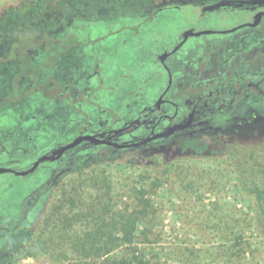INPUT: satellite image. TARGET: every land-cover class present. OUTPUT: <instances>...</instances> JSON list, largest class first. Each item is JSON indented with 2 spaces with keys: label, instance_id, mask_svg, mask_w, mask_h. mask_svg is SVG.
<instances>
[{
  "label": "flooded vegetation",
  "instance_id": "1",
  "mask_svg": "<svg viewBox=\"0 0 264 264\" xmlns=\"http://www.w3.org/2000/svg\"><path fill=\"white\" fill-rule=\"evenodd\" d=\"M199 4L198 23L240 13L250 21L229 29L190 26L173 44L158 43L153 23L166 5L96 38L88 32L77 38L65 27L57 32L62 37L31 38L40 44L35 53L12 48L27 38H0V168L37 176L17 217L0 222V235L28 230L27 213L61 187L68 172L93 158L103 160L98 149L108 159L115 149L175 142L180 153L185 140L211 149L205 136H264V0ZM206 34L218 35L189 39ZM106 36L118 41L105 43ZM116 46L127 56L140 49L150 61L151 78L136 77L134 89L123 91L115 105L105 100L120 94L119 82L108 78L113 66L105 64V54Z\"/></svg>",
  "mask_w": 264,
  "mask_h": 264
},
{
  "label": "rangeland",
  "instance_id": "2",
  "mask_svg": "<svg viewBox=\"0 0 264 264\" xmlns=\"http://www.w3.org/2000/svg\"><path fill=\"white\" fill-rule=\"evenodd\" d=\"M213 1L154 0L148 11L166 5L169 8L156 16L153 41L173 44L190 26L229 29L250 21L248 14L240 13L217 21L206 17L198 23L199 3ZM26 3L27 0H0V14ZM132 22L131 17L73 21L64 32L74 33L77 38L88 32L96 38L112 27ZM61 35L59 32L49 37ZM217 35H191L189 39ZM109 39L106 36L102 41H118ZM31 42L32 39H25L12 48L15 52L35 53L40 44ZM129 51L127 56L116 46L109 56L105 54L109 58L105 64L113 66L108 78L119 82L120 91L105 100L111 99L115 105L124 98L123 91L134 89L132 81L136 77L141 75V81L151 78L150 61L143 52ZM10 56L15 59L16 55ZM122 74L126 76L123 78ZM4 122L8 124L9 120ZM257 134L225 136V140L222 136H205L219 155L209 151L196 155L178 153L175 142L115 149L108 159L98 149L103 160L68 172L61 187L52 189L27 213L23 224L34 234L13 264H110L135 257H142L143 264H264V239L253 225V200L239 189V169L233 166L238 160H231L236 148L241 152L239 158L254 150L255 160L263 159L264 136ZM223 158L232 162H222ZM36 183L37 176L0 173V222L17 217L24 196ZM134 217L135 237L129 243L122 237L124 227ZM9 237L0 235V256L8 250Z\"/></svg>",
  "mask_w": 264,
  "mask_h": 264
},
{
  "label": "trees",
  "instance_id": "3",
  "mask_svg": "<svg viewBox=\"0 0 264 264\" xmlns=\"http://www.w3.org/2000/svg\"><path fill=\"white\" fill-rule=\"evenodd\" d=\"M154 0H27V3L14 8L9 7L0 14V38H40L56 34L63 27L73 21L88 20H112L121 17H132L143 14ZM181 152H189L193 155L209 151L218 154L219 151L208 149L205 144L196 140H185L181 144ZM232 159L236 170L239 169V189L247 193L253 200L254 215L253 225L258 234L264 239V155L263 159L255 160L257 152L254 150L246 153L247 157L239 158L240 150L235 149ZM222 157V156H221ZM222 159V162H232ZM93 162L99 158H93ZM91 161V162H92ZM239 162V163H238ZM235 163H238L236 166ZM88 165V164H86ZM86 165H80L74 170L83 169ZM137 217V216H136ZM131 218L130 224L124 227L123 239L132 242L135 235L133 228L135 218ZM33 229L13 233L8 240V250L0 256V264H13L14 259L29 245ZM142 257L124 258L114 260L110 264H143ZM148 264V263H145Z\"/></svg>",
  "mask_w": 264,
  "mask_h": 264
},
{
  "label": "water",
  "instance_id": "4",
  "mask_svg": "<svg viewBox=\"0 0 264 264\" xmlns=\"http://www.w3.org/2000/svg\"><path fill=\"white\" fill-rule=\"evenodd\" d=\"M202 32H207V31H202ZM202 32H198V33H202ZM188 33H190V30L187 31L186 35H188ZM88 137H93V136H88ZM79 141H80V140H77V141H75V142H73V143H70V144H68L67 146H65V148H67V147H71V146L75 145L76 143H78ZM142 143H143V142H142ZM120 146H124V145H120ZM44 159H46L45 156L41 157V158L37 161V163L40 162V161H42V160H44ZM36 165H37V164H35V165H34L32 168H30L29 170H27V171H25V172H21V173H22V174H26V173L32 171V170L35 168ZM6 171H9V169H7V168H2V167L0 168V173L6 172Z\"/></svg>",
  "mask_w": 264,
  "mask_h": 264
}]
</instances>
